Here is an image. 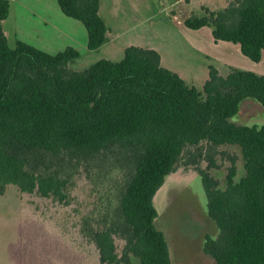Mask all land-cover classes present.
<instances>
[{
    "label": "trees",
    "instance_id": "trees-1",
    "mask_svg": "<svg viewBox=\"0 0 264 264\" xmlns=\"http://www.w3.org/2000/svg\"><path fill=\"white\" fill-rule=\"evenodd\" d=\"M81 22L87 47L108 42L101 0H56ZM218 11L187 18L192 30L212 28L215 42L239 44L259 63L264 55V0H226ZM11 3L0 0V195L8 186L68 203L80 179L91 186L92 210L83 236L101 264H172L155 221V197L166 178L193 170L203 183L218 237L203 252L215 264H264V125L232 122L242 102L264 108V76L214 67L203 93L161 64L159 53L130 46L119 62L101 60L72 70V47L49 54L17 40L8 44L3 22ZM243 177L236 182L239 156ZM229 163L225 188L212 172ZM206 164L205 168L203 164ZM122 247H119V243Z\"/></svg>",
    "mask_w": 264,
    "mask_h": 264
},
{
    "label": "rangeland",
    "instance_id": "rangeland-1",
    "mask_svg": "<svg viewBox=\"0 0 264 264\" xmlns=\"http://www.w3.org/2000/svg\"><path fill=\"white\" fill-rule=\"evenodd\" d=\"M53 1L58 7L57 1ZM102 2V16L108 27L126 31V38L116 44L119 48L117 53L109 55L108 47L97 51L88 50L87 31L81 22L61 12L64 19H69L76 26L72 27L61 19H51L54 29L61 31L60 34L55 32L61 41L55 43V48L49 52L56 54L71 47V39L78 42L76 49L81 56L69 65L72 70L87 69L101 60L119 62L124 58L125 48L138 46L157 51L164 66L174 70L189 86L201 93L209 79L210 67L216 68L223 77L232 69L264 76V56L259 63H255L242 54L239 44L215 42L212 28L192 30L184 25L187 18L202 16V7L221 10L224 1ZM109 4H114V7L109 9ZM115 5L125 11V15L117 22H114V17L119 15ZM19 9L14 7L5 24L11 48L15 46L14 32L18 29V23L29 34L27 18H19ZM62 32L71 36H65ZM68 36L71 39H67ZM232 122L261 127L264 125V108L257 101L247 99L242 102L240 112L232 118ZM227 149L239 156L238 182L244 175L242 155L236 148ZM228 166L229 163L224 162L223 168L212 172L220 181L222 189L226 185ZM70 193L68 203H58L38 194H24L13 185L7 187L5 194L0 195V264H101L95 245L81 231L82 219L92 210L95 200L91 195V186L85 179H80ZM155 205L159 212L155 226L167 238L172 264H215L203 252V245L207 236L216 239L219 230L208 216L206 193L196 172L180 169L168 176L156 194ZM122 245L120 242L119 247ZM131 264L140 263L132 259Z\"/></svg>",
    "mask_w": 264,
    "mask_h": 264
},
{
    "label": "crops",
    "instance_id": "crops-1",
    "mask_svg": "<svg viewBox=\"0 0 264 264\" xmlns=\"http://www.w3.org/2000/svg\"><path fill=\"white\" fill-rule=\"evenodd\" d=\"M9 1L11 3L10 13H9L8 18L3 22V28H4V32H5V35L7 37V40H8V34L5 31V24L9 20L10 16L12 15V12H13L15 6L20 8L19 9V11H20L19 12V18L21 20H25L27 18V21L29 23L28 24L29 27H28V31H27L29 34H26L25 31H23L21 29V26L19 23L17 25L18 29L15 25V28L17 29L14 32L15 37H16V41L20 40V41L25 42V43H27V44H29V45H31V46L39 49V50H42L46 53L51 51V49L55 48V46H54L55 43H60V41H61V40H59V39H61L60 37H56V33L60 34L61 31L59 29H56V28L54 29V26L51 24V19H53V20L61 19V21L68 23L72 27L76 26L75 23H73V22L71 23V21H69V19H64V17H62L63 15H60L62 13V11H59L60 10L59 6L57 7L53 0H37V3H36V0H9ZM221 1H224V3L220 7L221 9H223L227 6V3H226V0H221ZM102 3L103 2L101 0L100 15L103 18V16H102L103 4ZM111 7H114V4L112 6L109 4V9ZM115 7L117 8V13L119 14L118 16L114 17V22H117L118 20H120V18L123 15H125V11H124V8H120V6H118V5H115ZM211 11H213V10H211ZM215 11H218V10H215ZM59 12H61V13H59ZM104 21H105V19H104ZM49 24L52 27H50ZM106 25H107V23H106ZM107 27H108V25H107ZM122 27L123 28L125 27L124 24ZM62 33H64V32H62ZM64 35L66 36L69 34L64 33ZM69 36H71V35H69ZM69 36L67 37V39L68 38L71 39V37H69ZM123 38H126V31L122 30V32H121V31L111 30L108 27V42L104 46H102L100 49L108 47L109 55H111L113 53H117L119 48H118V46H116V44H118ZM16 41H15V43H16ZM71 41L73 44H69V46L76 49L78 42L76 41V39H75V41L73 39H71ZM87 42H88V38H87ZM49 54H55V53L49 52ZM263 56H262V58H263ZM161 64L164 68L175 72L174 70L164 66L162 58H161Z\"/></svg>",
    "mask_w": 264,
    "mask_h": 264
}]
</instances>
